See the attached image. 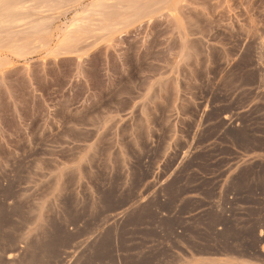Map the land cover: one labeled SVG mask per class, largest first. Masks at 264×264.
<instances>
[{"label": "rangeland", "instance_id": "obj_1", "mask_svg": "<svg viewBox=\"0 0 264 264\" xmlns=\"http://www.w3.org/2000/svg\"><path fill=\"white\" fill-rule=\"evenodd\" d=\"M0 25V264H97L165 172L235 155L194 246L264 260V0H0Z\"/></svg>", "mask_w": 264, "mask_h": 264}, {"label": "crops", "instance_id": "obj_2", "mask_svg": "<svg viewBox=\"0 0 264 264\" xmlns=\"http://www.w3.org/2000/svg\"><path fill=\"white\" fill-rule=\"evenodd\" d=\"M227 145L240 151L235 144ZM227 157L229 160L220 169L206 172L194 167L182 180H179L181 167L170 172L163 170L165 175L156 189L150 187L149 193L142 194L124 210L121 219L103 229L94 244L99 243L103 249L97 264H264L262 259L211 255L195 249L194 243L204 244L205 239L190 228L202 233L210 226L221 228L220 220L230 217L237 200L243 197L237 193L236 186L243 168L251 160L238 155ZM191 175L196 178L189 180ZM212 216L217 221L213 222ZM111 234L110 256L102 243Z\"/></svg>", "mask_w": 264, "mask_h": 264}, {"label": "bare ground", "instance_id": "obj_3", "mask_svg": "<svg viewBox=\"0 0 264 264\" xmlns=\"http://www.w3.org/2000/svg\"><path fill=\"white\" fill-rule=\"evenodd\" d=\"M10 5H12V4H10ZM17 5H19V4H17ZM13 6V5H12ZM11 6V7H12ZM15 6H16V4H15ZM20 7H22V6H20ZM20 7H19V9H20ZM17 8V7H16ZM2 16H4V15H2ZM2 18H5V17H2ZM6 20V19H5ZM22 21V20H21ZM4 22H6V21H4ZM23 22V21H22ZM4 25V24H3ZM0 26H2V25H0ZM263 58V57H262Z\"/></svg>", "mask_w": 264, "mask_h": 264}]
</instances>
